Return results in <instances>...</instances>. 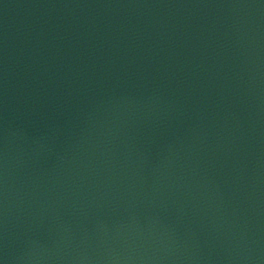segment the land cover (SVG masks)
<instances>
[{"label":"water","instance_id":"obj_1","mask_svg":"<svg viewBox=\"0 0 264 264\" xmlns=\"http://www.w3.org/2000/svg\"><path fill=\"white\" fill-rule=\"evenodd\" d=\"M0 264H264V0H0Z\"/></svg>","mask_w":264,"mask_h":264}]
</instances>
